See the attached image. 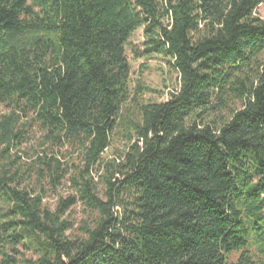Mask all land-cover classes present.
Segmentation results:
<instances>
[{
  "label": "trees",
  "instance_id": "1",
  "mask_svg": "<svg viewBox=\"0 0 264 264\" xmlns=\"http://www.w3.org/2000/svg\"><path fill=\"white\" fill-rule=\"evenodd\" d=\"M263 2L0 0V264H264ZM140 29L168 101L132 88Z\"/></svg>",
  "mask_w": 264,
  "mask_h": 264
},
{
  "label": "rangeland",
  "instance_id": "2",
  "mask_svg": "<svg viewBox=\"0 0 264 264\" xmlns=\"http://www.w3.org/2000/svg\"><path fill=\"white\" fill-rule=\"evenodd\" d=\"M264 18V2L260 5L257 12ZM147 37L143 29L138 30L132 37L130 45L127 48V55L132 66V88L137 87V82L141 81L145 86V98L158 102H165L170 99L171 92L179 87V74L169 64V59L163 56L146 57L144 51L146 48ZM8 112L4 106H0V114ZM31 114L24 119L30 120ZM41 131L37 126L31 128L29 136L25 139L20 148H15L13 153H19L33 163L39 154L44 151V146L40 145ZM124 139L117 138L112 147L107 151L105 157L113 158L126 150ZM74 155L67 154L66 160L73 161ZM77 161V160H76ZM72 192L70 184L65 181L63 186L56 192L50 190L46 199L51 208H55L60 196H68ZM68 220L74 222L73 228L68 232L71 237L82 233L81 227L88 221L89 212L82 204H78L65 216ZM238 254H234L232 259H237Z\"/></svg>",
  "mask_w": 264,
  "mask_h": 264
}]
</instances>
